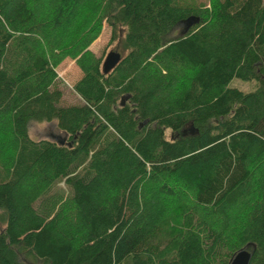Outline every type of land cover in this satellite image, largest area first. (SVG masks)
<instances>
[{
	"label": "trees",
	"instance_id": "1",
	"mask_svg": "<svg viewBox=\"0 0 264 264\" xmlns=\"http://www.w3.org/2000/svg\"><path fill=\"white\" fill-rule=\"evenodd\" d=\"M0 223V264H264V0H0Z\"/></svg>",
	"mask_w": 264,
	"mask_h": 264
},
{
	"label": "rangeland",
	"instance_id": "2",
	"mask_svg": "<svg viewBox=\"0 0 264 264\" xmlns=\"http://www.w3.org/2000/svg\"><path fill=\"white\" fill-rule=\"evenodd\" d=\"M198 2H204L205 0H196ZM182 29L175 30L169 38H176L181 35ZM116 41L110 42V30L107 27L106 23L103 24V28L100 32V35L98 38L92 42L89 47H87L83 52L76 56L75 58H71L69 56L63 58L61 62L55 67L54 71L57 74V77L59 78L58 88L62 91V100L60 105L67 107V106H73V105H79L81 104V101L79 97L73 92V86L74 84L81 78L82 73L77 65V60L84 54L86 51L91 52L96 58H101V68L103 61L106 57V55L110 51H114V48L116 47ZM115 52V51H114ZM231 87L237 88L242 90L243 92H250L254 89V84L252 82H246L241 81L238 79H234L231 84ZM125 104L128 102L129 96L123 95L121 99L119 100V104L121 106V101L123 98H126ZM29 136L31 139L38 141V140H50L56 143V140L52 138L51 136L60 137L61 140H66L67 136L61 131L58 130L56 127V123H42L37 124L33 123L29 126ZM66 137V138H65ZM66 188L61 184V186L58 187V189L63 190ZM3 228V224L0 223V231Z\"/></svg>",
	"mask_w": 264,
	"mask_h": 264
},
{
	"label": "water",
	"instance_id": "3",
	"mask_svg": "<svg viewBox=\"0 0 264 264\" xmlns=\"http://www.w3.org/2000/svg\"><path fill=\"white\" fill-rule=\"evenodd\" d=\"M199 18L198 17H188L187 19L181 21L179 24H181L182 26V31H181V35H185L190 28H192L193 26L197 25L199 23ZM121 59V55L118 52H114V51H110L102 64V73L104 75H108L115 67L116 65L119 63ZM128 97L123 98L121 101V106L125 105V101ZM66 136V135H65ZM66 138V137H65ZM65 141V140H64ZM64 141L62 142H56L58 145H63ZM251 259V253L245 249H241L229 262V264H249Z\"/></svg>",
	"mask_w": 264,
	"mask_h": 264
},
{
	"label": "flooded vegetation",
	"instance_id": "4",
	"mask_svg": "<svg viewBox=\"0 0 264 264\" xmlns=\"http://www.w3.org/2000/svg\"><path fill=\"white\" fill-rule=\"evenodd\" d=\"M179 29H182V26L181 24L177 25L176 28L174 30H179ZM52 138H54L56 140V142H62L64 140H61L60 137H55V136H51ZM67 142V139L64 141V144ZM63 144V145H64Z\"/></svg>",
	"mask_w": 264,
	"mask_h": 264
}]
</instances>
